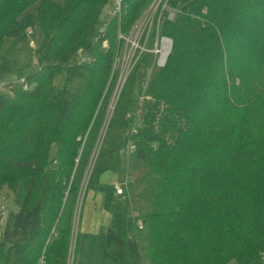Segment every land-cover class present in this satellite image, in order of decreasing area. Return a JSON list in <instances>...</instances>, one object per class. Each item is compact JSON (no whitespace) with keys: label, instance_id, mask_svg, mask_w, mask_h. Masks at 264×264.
Listing matches in <instances>:
<instances>
[{"label":"trees","instance_id":"trees-1","mask_svg":"<svg viewBox=\"0 0 264 264\" xmlns=\"http://www.w3.org/2000/svg\"><path fill=\"white\" fill-rule=\"evenodd\" d=\"M151 1L127 0L95 43L111 0H0V51L36 20L44 36L37 71L0 93V190L17 206L0 264H264V0L169 1L176 18L162 34L172 53L123 139L134 145L119 164L122 180L134 177L131 214L121 206L106 231L75 233L74 174L105 102L117 34ZM147 59L128 79L137 96ZM220 206L231 214L206 213Z\"/></svg>","mask_w":264,"mask_h":264},{"label":"rangeland","instance_id":"rangeland-1","mask_svg":"<svg viewBox=\"0 0 264 264\" xmlns=\"http://www.w3.org/2000/svg\"><path fill=\"white\" fill-rule=\"evenodd\" d=\"M55 2L62 4L65 0H54ZM105 12V11H104ZM27 14H37V5L30 8L22 18H25ZM108 18L106 13L103 15L102 23L107 22ZM31 28V27H30ZM32 34L27 35L25 38H9L0 51V84L20 83L23 82L26 76L33 74L39 68L37 62V56L35 54V48H41L44 40L43 33L38 25V20L34 22ZM65 73L60 74L56 79V84L61 87L65 81ZM110 95H104V99L100 104L96 118L88 132V135L83 144L80 163L77 164V171L73 184L75 187L81 189L79 198L81 196V205L79 207L78 215L75 219V233L78 227L89 231L98 229L96 232L102 233L108 229L102 227L101 209L98 206L97 200L94 195L100 194L99 186V174L102 170L112 172L113 165L116 164L115 170L118 171L123 178V172L121 171L120 163L125 162L126 156L122 155V149H124L123 139L129 134V131L134 129L135 121L134 116L137 113L138 96L137 91L133 90L131 83H128L125 88L122 98L117 105L110 124L106 127L104 121L108 114V105ZM129 101L131 102L129 104ZM127 119V120H126ZM55 154V148L52 149V159ZM88 156V164L86 166L85 174V162ZM90 159V161H89ZM91 162V163H90ZM80 168V169H78ZM88 171V172H87ZM122 172V173H121ZM84 178V179H83ZM84 181L83 186L80 187V183ZM118 180V179H117ZM237 182V190L242 193H247L250 187V183L245 180H239ZM114 189V185L112 186ZM107 195V212H111L113 215L119 207H124L127 214H131L130 200L127 196L124 198H115L112 191L109 188L106 189ZM5 210L6 215H2L1 211ZM17 209L13 201V194L8 187H4L0 190V239L5 226V221L11 212ZM206 213L212 217L217 214L218 216H226L231 214L226 208L220 206L215 211L206 210ZM114 216V215H113ZM191 252V251H190ZM235 264V263H230Z\"/></svg>","mask_w":264,"mask_h":264},{"label":"built area","instance_id":"built-area-1","mask_svg":"<svg viewBox=\"0 0 264 264\" xmlns=\"http://www.w3.org/2000/svg\"><path fill=\"white\" fill-rule=\"evenodd\" d=\"M127 0H111L110 5L107 7L105 13L108 18L97 30L96 40L97 43L102 37L106 36L107 30L110 25L111 19L121 18L126 10ZM170 0H152L147 6V9L138 17L130 30L124 34L119 30L118 47L114 60L112 63V72L108 79V86L105 91V96L110 95L109 105L107 108V117L104 121L106 127L110 124L114 111L121 100L125 88L128 84V79L138 65H142L145 57H148L149 68L147 69L143 82L139 86L138 105H141L145 98H148L147 91L151 83L153 74L160 69L166 67L167 61L172 53L173 40L172 38L162 34V27L166 21H174L176 13L169 6ZM27 34H32V29L27 30ZM103 49L108 52L109 44L107 41L103 43ZM82 61H88V58L83 56L82 51L79 52ZM14 83L0 84V93H8L13 95ZM127 120V119H126ZM135 121L132 133L136 132L138 125L137 119ZM134 151V145L129 140L127 145L122 149V154L125 156L130 155ZM79 162V159L78 161ZM134 177H126L119 183L114 185L116 195L124 196L128 192V188L133 183ZM83 198H79L78 205L82 203ZM79 207L77 208L76 216L78 215ZM2 215H6L5 210L1 211Z\"/></svg>","mask_w":264,"mask_h":264},{"label":"crops","instance_id":"crops-1","mask_svg":"<svg viewBox=\"0 0 264 264\" xmlns=\"http://www.w3.org/2000/svg\"><path fill=\"white\" fill-rule=\"evenodd\" d=\"M89 161H90V159H89ZM86 163L87 164L89 163L88 162V156H87V159H86V162H85V166H84V168H85V170H84L85 171V174H86V166H87ZM78 169H80V168H78ZM111 170H112V172L104 171V170H102L100 172V174H99L100 194L97 195V196L93 194V197L97 200L98 206L101 209L102 227L105 226L107 228L112 224V221H113V217L114 216L111 215L112 214V211L111 212H107V210H106L107 203H108V201H106L107 200L106 189L109 188L110 191H112V193H113V195H114L115 198H124L125 197V195L124 196H118V195H116L115 190L112 188L113 185H116V183H119L121 181L122 174H120L118 171H116L115 170V167H112ZM76 171H77V167H76V170H75V174L74 175H76ZM84 181L85 180H82L81 181L80 187L83 186ZM78 187H79V185H78ZM15 211H17V209ZM97 230L98 229H93V227H92L91 230L84 231L82 229V227H81V229L78 227V230L77 231H80L81 233H86V234H98L96 232Z\"/></svg>","mask_w":264,"mask_h":264}]
</instances>
